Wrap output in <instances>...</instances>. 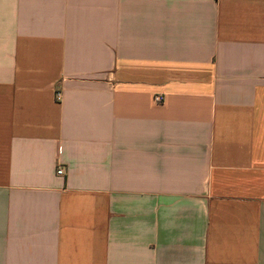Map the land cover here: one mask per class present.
Instances as JSON below:
<instances>
[{"label": "crops", "instance_id": "obj_1", "mask_svg": "<svg viewBox=\"0 0 264 264\" xmlns=\"http://www.w3.org/2000/svg\"><path fill=\"white\" fill-rule=\"evenodd\" d=\"M0 264H264V0H0Z\"/></svg>", "mask_w": 264, "mask_h": 264}, {"label": "built area", "instance_id": "obj_2", "mask_svg": "<svg viewBox=\"0 0 264 264\" xmlns=\"http://www.w3.org/2000/svg\"><path fill=\"white\" fill-rule=\"evenodd\" d=\"M57 98L58 99L60 98V93H57ZM154 101L155 102H161L162 101V96H160V95L155 96L154 97ZM57 173L58 174H63V168L62 167L57 168Z\"/></svg>", "mask_w": 264, "mask_h": 264}]
</instances>
